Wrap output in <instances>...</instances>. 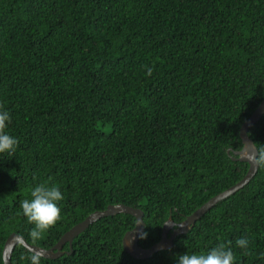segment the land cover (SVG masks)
<instances>
[{
	"label": "trees",
	"instance_id": "1",
	"mask_svg": "<svg viewBox=\"0 0 264 264\" xmlns=\"http://www.w3.org/2000/svg\"><path fill=\"white\" fill-rule=\"evenodd\" d=\"M263 99L264 0H0V111L18 140L0 156V264L11 233L33 244L20 202L40 183L64 199L34 245L51 248L119 203L144 211L141 246L160 241L170 217L171 235L246 175L234 151ZM248 134L264 145V113ZM136 222L104 216L41 264H178L228 241L235 264H264V167L150 257L123 246ZM25 249L12 264H30Z\"/></svg>",
	"mask_w": 264,
	"mask_h": 264
},
{
	"label": "water",
	"instance_id": "2",
	"mask_svg": "<svg viewBox=\"0 0 264 264\" xmlns=\"http://www.w3.org/2000/svg\"><path fill=\"white\" fill-rule=\"evenodd\" d=\"M263 113L264 99L260 103L258 108L254 111V113L249 117V119L242 124L240 136L243 141V147L241 150L234 151V160H241L249 163V169L246 175L237 184L228 188L224 192L214 196L204 205L198 208L195 212L189 215L185 220L177 224V228L173 230L171 235H169V233L171 229L174 228L176 223L170 217L164 224L160 241L156 242L151 247L145 248L139 244V240L143 235V231L146 227V223L144 221V211L141 208H136L123 203L109 204L106 209L93 212L92 214L87 216L86 219L79 222L70 230L65 232L64 235L60 238V240L51 248H44L38 245L30 244L25 240V238L21 234L15 232L11 233L5 242L3 250L4 263L12 264L11 257L16 245L19 243L25 245L26 247H39L45 249L47 251L46 258H57L63 255V246L67 242L72 244L74 238L79 235L83 230H85L90 224L104 216L115 215L118 213H129L134 215L137 219L135 227L132 230L127 231L123 237V246L133 257L147 258L159 250L168 249L172 247L173 241L178 234L187 233L189 229L196 223V221L199 220L209 209H211L215 204H217L221 200L229 197L230 195L243 188L255 176L259 169V166H257L255 163V155L258 154V151L257 146L248 134V130L252 125L258 122Z\"/></svg>",
	"mask_w": 264,
	"mask_h": 264
},
{
	"label": "clouds",
	"instance_id": "3",
	"mask_svg": "<svg viewBox=\"0 0 264 264\" xmlns=\"http://www.w3.org/2000/svg\"><path fill=\"white\" fill-rule=\"evenodd\" d=\"M2 107L0 105V108ZM10 123L9 112L0 111V156L3 154H7L9 157L14 156L18 146L17 138L6 131ZM228 151L230 152L231 148ZM257 151L255 163L259 167H264V145L258 147ZM63 199L64 196L59 186L40 183L31 191V199H24L20 202L22 215L26 217L29 224L33 225L29 232L33 244L42 239L43 234L62 219L61 208L58 205ZM231 243V241H228V245L220 243L206 254H190L189 252L179 254L178 264H235ZM235 244L246 250L249 241L247 238L241 237L235 241ZM25 250L28 255L22 259L27 258L30 260V264H41L42 259L47 256V251L39 247H26Z\"/></svg>",
	"mask_w": 264,
	"mask_h": 264
}]
</instances>
